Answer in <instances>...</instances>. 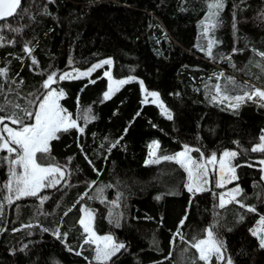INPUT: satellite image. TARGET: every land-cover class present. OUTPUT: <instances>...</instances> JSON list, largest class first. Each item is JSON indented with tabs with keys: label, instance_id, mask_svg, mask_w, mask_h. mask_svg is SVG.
<instances>
[{
	"label": "trees",
	"instance_id": "16d2710c",
	"mask_svg": "<svg viewBox=\"0 0 264 264\" xmlns=\"http://www.w3.org/2000/svg\"><path fill=\"white\" fill-rule=\"evenodd\" d=\"M207 2L22 0L27 13L0 21V68L8 70L6 78L0 77L4 87L0 104L6 103V96L12 104L29 107L28 101L35 99L32 94L44 91L42 83L50 72L86 70L107 58L113 61L109 68L113 78H135L109 100L103 99L108 68L52 85L64 89L60 103L74 119L80 117L77 122L84 132L73 129L52 142L54 163L65 171L56 188L12 204L4 199L7 191H0V264H97L94 246L83 243L86 234L78 222L81 207L93 212L98 234H110L125 245L107 264H203L186 241L203 238L210 226L225 243V264L228 257L232 264H264V249L250 231L264 216L259 163L264 153L251 151L264 135V107L248 101L232 109L212 99L217 83L239 93L241 86H252L244 83L247 80L264 87V72L256 67L264 61L253 51H264V0H224L219 26L207 34L217 41L214 58L206 54L207 39L202 35ZM6 23L20 31L4 28ZM26 45L32 49L31 56L24 51ZM228 77L234 78L235 85ZM140 81L147 90L159 93L172 120L157 105L142 103ZM13 111L23 116L11 105L0 115ZM153 140L159 142L160 157L182 151L184 145L200 150L192 152L194 158L200 153L219 157L226 149L235 150L238 155L232 163L239 166L231 185L242 189L237 199L256 211L235 202L219 208L221 188L214 185L192 196L180 165L163 159L146 162ZM6 155L0 152V157ZM7 179V161L0 160V189ZM85 192L87 196L76 203ZM40 197L47 199L41 203ZM69 208L72 211L65 216ZM185 215L181 229L185 239L177 237L172 245Z\"/></svg>",
	"mask_w": 264,
	"mask_h": 264
},
{
	"label": "snow or ice",
	"instance_id": "6c2138e0",
	"mask_svg": "<svg viewBox=\"0 0 264 264\" xmlns=\"http://www.w3.org/2000/svg\"><path fill=\"white\" fill-rule=\"evenodd\" d=\"M224 0H208L207 2V14L201 21L202 35L207 39L206 54L210 58L213 57V48L217 44L214 38L208 37L210 30L214 31L219 26V15L224 9ZM27 9L22 8V0H0V21H7L9 18H14L23 13H27ZM4 28H9L11 31L19 32V28H11L10 24H4ZM235 28V24L233 25ZM3 37L0 36V40ZM197 47H201L197 45ZM201 50H205L201 47ZM24 51L31 56L32 49L24 47ZM238 49H233V53L237 52ZM256 55L261 57V61H264V51L253 50ZM230 61L231 57H227ZM38 62L35 57L32 58V64L35 65ZM71 63V61H69ZM113 61L105 59L98 62L88 68L86 71L73 70V72H62L59 75L56 71H52L47 74V78L42 83V89L44 90L39 95L33 93L34 100H29V107H21L20 104H12V101L7 100L5 96V104H0V112H6L7 106L11 105L15 109H20L23 112V116H20L17 112L13 111L10 115H0V152H6L7 155L0 157V160L7 161L8 164V179L3 184L2 190L7 191L5 200L7 203L12 204L14 200H20L23 197H38L39 193L46 188H56L61 184V181L65 177L64 168L58 163H54V157H52L51 144L53 141L60 138V134L67 133L70 130H78L80 133L84 132V128L78 124L79 116L76 119L73 118V113L68 111L62 106L60 101L65 97L66 93L64 89L53 88V84H58L60 81L69 79H79L81 77H88L92 72L97 69L103 68L105 65L111 66ZM235 67V65H233ZM261 72H264V62H257ZM8 70L6 68H0V77H7ZM104 76L107 77L109 84L107 91L103 94L104 100L111 99L112 95L119 90V87L132 82L135 78L128 77L127 79L114 80L111 71H105ZM223 76V73L218 74ZM228 82L235 85V80L232 77L227 78ZM23 81H21L22 83ZM95 80H91L90 83H95ZM13 83H16L13 81ZM140 87L144 93V99L142 103H148V98L151 97V102L157 104L161 109V112L172 120L173 116L171 112L166 108L163 102L160 100V95L155 91H148L140 81ZM215 95L212 96L213 101L223 103L228 101V106L232 109H238L242 104L252 101L254 103L259 102L261 107H264V89L256 86H245L242 89L241 95L229 96L227 95V89H222L221 85L217 83L214 85ZM11 88L8 92H12ZM4 93V87L0 84V94ZM77 103H79V97H77ZM34 105L35 110H32ZM139 115V112L137 113ZM85 123L88 122L89 116L83 117ZM95 119V117H91ZM8 121V123H6ZM27 121H32L31 123ZM16 125V127H11ZM127 131V130H125ZM122 139V137H121ZM261 143L254 146L251 151L264 153V135L260 136ZM119 143L117 140L111 145L112 148L116 147ZM150 158L147 163H158L160 159L174 161L180 165L181 168L187 173L188 183L185 185L187 191L195 196L198 193L209 191L206 187L209 184L210 173H216L215 186L217 188H224L227 184L237 179L236 167L239 165H233V159L238 155L236 151L225 150L217 157L216 153H212L210 156L205 157L203 153H200V158H194L191 152H200L199 149H193L188 145L183 146V150L176 152L173 155H165L163 157L156 156V150L159 148V143L154 141L153 144L149 145ZM111 151V148L109 149ZM87 160L88 157L85 156ZM91 164V160H88ZM261 165H264V159L259 161ZM251 166V165H249ZM264 171V169H262ZM95 183V182H93ZM102 191V190H101ZM242 193V189L236 186L229 189L226 193H219V208H225L227 204L237 203L240 207L246 208L249 212H255V207L245 205L242 201L238 200L237 197ZM87 196V192L79 197L76 203L83 200ZM227 197V199H226ZM41 203L47 197H40ZM159 199V197H158ZM116 205V201H113ZM75 207V204L72 206ZM3 204L0 203V211H2ZM72 211L69 208L65 212V216L68 212ZM80 211L83 216L79 219V224L83 229V233L86 234L83 243L86 245L94 246L93 260L97 264H107L111 261L112 257L116 256L121 249L125 247L123 243L115 241L111 235H98L94 230L93 221L94 214L87 207H81ZM187 215L183 217L177 227V231L173 234V238L170 244L176 243V238L179 237L181 241H184V236L181 229L187 220ZM243 219V217H241ZM118 226V222H117ZM47 231V229H45ZM251 234L259 240V246L264 249V216L259 218L257 226L250 229ZM55 235L60 238L59 229H57ZM66 239L67 233H64ZM190 244L191 248H194L198 253L197 259L202 261L203 264H225L226 246L222 239H220L214 232L213 227L205 229V236L203 238L193 237L192 241H186ZM81 255L80 252L76 253ZM87 259V258H85ZM91 264V262H90ZM195 264V261H193ZM226 264H232L230 257L227 258Z\"/></svg>",
	"mask_w": 264,
	"mask_h": 264
},
{
	"label": "rangeland",
	"instance_id": "374dc122",
	"mask_svg": "<svg viewBox=\"0 0 264 264\" xmlns=\"http://www.w3.org/2000/svg\"><path fill=\"white\" fill-rule=\"evenodd\" d=\"M107 59H109V58H107ZM111 59V58H110ZM105 60V59H104ZM112 60V59H111ZM103 61V60H102ZM101 62V61H100ZM98 63V62H97ZM96 64V63H95ZM94 65V64H93ZM111 66H109V65H105L104 66V68H108L106 71H109V68H110ZM73 70H78V69H69V70H67V72H73ZM87 70V69H86ZM86 70H79V71H86ZM93 73V72H92ZM91 73V74H92ZM88 77H90V76H88ZM128 78V77H127ZM127 78H121V79H127ZM114 80H120V79H117V78H113ZM219 81V78H218V80H217V82ZM244 83L245 84H250V85H252V86H256V87H260V88H262V89H264V87H262V85H259V84H257V83H255V82H253V81H249V80H247V81H244ZM123 86V85H122ZM122 86H120L119 88H121ZM144 87H145V85H144ZM146 88V87H145ZM227 89V95H229V96H235V95H241L242 93H239L238 91L239 90H235V89H232V87H224L223 86V88L222 89ZM240 88H242V89H244V90H247V89H245V86H241ZM147 89V88H146ZM149 91V90H148ZM144 94V93H143ZM216 93H214V95H215ZM148 100H149V102H151V100H152V98L151 97H149L148 98ZM160 100H161V98H160ZM162 101V100H161ZM163 102V101H162ZM152 103V102H151ZM223 103H225L226 105H228V101H225V102H223ZM257 103H259V102H257ZM164 104V103H163ZM260 104V103H259ZM155 105H157V104H155ZM165 105V104H164ZM166 106V105H165ZM159 108V107H158ZM167 108V107H166ZM160 109V108H159ZM168 109V108H167ZM169 110V109H168ZM160 111H161V109H160ZM170 111V110H169ZM163 114V113H162ZM6 123H8V121H6ZM10 126L11 127H16V125H11L10 124ZM154 141H156V142H158L157 140H153L152 142H150V144L149 145H151V144H153V142ZM159 143V142H158ZM260 144V143H259ZM192 148V147H191ZM150 149V148H149ZM226 150H230V151H235V150H232V149H226ZM225 151V150H224ZM223 153V152H222ZM221 153V154H222ZM220 154V155H221ZM191 155H192V152H191ZM156 156L157 157H160L159 156V148L156 150ZM150 158H154V157H150V156H148V158H147V160H146V162L150 159ZM200 158V157H199ZM199 158H197V159H199ZM219 158V157H218ZM161 160V159H160ZM262 169H264V165H262ZM215 178H216V173H210V175H209V184L206 186L208 189L211 187V185H214L215 186ZM263 179H264V171H263ZM235 181V180H234ZM234 181H232L231 183H233ZM231 183H229V184H227L226 185V187H224V188H221V191H220V193H226L229 189H232V188H234V187H236V186H238L237 184H232L231 185ZM8 194V193H7ZM226 199H227V197H226ZM82 216H83V213H82ZM81 216V217H82ZM261 216H263V215H261ZM261 216H259V218L261 217ZM259 218H258V221H259ZM258 221H257V223H258ZM257 223L255 224V226L253 227V228H255L256 226H257ZM93 227H94V225H93ZM95 230V229H94ZM98 234V233H97ZM98 235H100V234H98ZM105 235H110V234H105ZM103 236V235H102ZM112 236V235H111ZM114 238V237H113ZM115 239V238H114ZM116 241V240H115ZM117 242V241H116ZM118 243H120V242H118Z\"/></svg>",
	"mask_w": 264,
	"mask_h": 264
}]
</instances>
